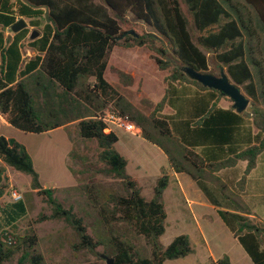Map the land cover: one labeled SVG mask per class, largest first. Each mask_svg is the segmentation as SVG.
<instances>
[{
  "label": "trees",
  "instance_id": "1",
  "mask_svg": "<svg viewBox=\"0 0 264 264\" xmlns=\"http://www.w3.org/2000/svg\"><path fill=\"white\" fill-rule=\"evenodd\" d=\"M128 14L154 32L134 31L137 37L128 35L122 40L131 30ZM43 15L46 23L41 35L30 40V29L41 26ZM255 17L264 26V0H0V118L33 134L77 122L79 137L97 143L99 161L123 180L126 191L100 204V223L109 227L125 223L151 246V257L140 258L130 243L109 229V257L114 264H164L186 257L192 249L186 235L175 237L165 248L159 244L167 218L160 199L169 179L162 173L152 200L140 195L137 184L125 173L126 159L115 149L116 134L105 133V125L98 119L112 102L134 122L141 138L161 150L170 169L189 176L218 208L222 222L251 262L264 264V230L250 221L226 184L212 174L238 160L247 162L244 175L254 169L264 149V110L255 109L248 123L245 111L237 114L232 107H217L215 102L222 96L191 80L183 70L205 72L206 54L213 55L251 105L260 102L264 107V58ZM20 18L28 20L29 28L6 35ZM156 41L167 44L181 65L169 76L165 97L156 108L166 105L173 113L160 118L135 110L105 79L107 58L114 47H142ZM24 43L35 53L31 58L23 56ZM157 51L166 55L162 47ZM155 62L164 66L162 60ZM251 68L258 76V88ZM0 162L30 176V189L46 199L50 218L64 220L75 230L79 237L75 249L93 251L100 245L86 234L82 221L54 198L53 189L41 187L22 144L0 136ZM4 173L0 164V201L6 190ZM26 214L22 197L16 202H0V264L17 253H21L18 264H43L35 250L38 239L33 230L24 237L16 233L17 223ZM216 264L232 263L224 256Z\"/></svg>",
  "mask_w": 264,
  "mask_h": 264
},
{
  "label": "rangeland",
  "instance_id": "2",
  "mask_svg": "<svg viewBox=\"0 0 264 264\" xmlns=\"http://www.w3.org/2000/svg\"><path fill=\"white\" fill-rule=\"evenodd\" d=\"M126 18L131 30L144 34L154 32L143 22L136 21L131 14ZM23 20L29 28L28 20ZM40 21L41 26L38 29H30V32L35 31L41 35L46 17L43 15ZM7 34L12 33L7 31ZM127 36L124 35L122 40ZM160 47L166 50L165 56L158 53L157 49ZM26 49L24 43V55ZM206 56L208 68L205 73L219 76L221 70L225 72V68L217 63L213 55ZM155 59L162 60L164 66L157 65ZM180 66L168 45L163 42L156 41L154 45L147 44L142 47L120 45L114 47L108 55L105 79L135 110L146 117L160 118L168 113V108L164 105L161 109H156L157 105L165 97L169 76ZM254 75L258 80L256 71ZM111 107L117 109L113 102L105 109ZM76 124L77 122H74L50 132L33 134L1 122L0 133L1 136L14 139L26 148L41 187L53 189L54 198L65 210H70L82 221L86 234L94 242H100V245L93 251L75 249L74 246L79 242L75 230L64 220L50 218L52 212L46 199L30 189V176L6 166V190L0 202H12L10 192L15 190L27 203V214L17 223L16 233L24 237L30 235L33 230L38 239L35 250L43 257V264H106L102 256L111 259L109 229L130 243L138 257L150 258L151 246L148 241L136 235L127 224L114 223L109 227L100 223L98 207L113 195H125V185L107 165L99 161L97 143L79 137ZM115 133L119 137L115 149L127 161L125 173L137 184L140 195L146 201L153 199V189L162 173L168 176V186L160 199L167 218L165 233L159 238V244L165 248L175 237L188 235L192 253L164 264H216L214 261L217 260H202L208 250L211 256L218 260L228 255L232 264H247L235 252L232 236L219 217L215 216L220 225L214 221L215 217H211L212 221L208 222L209 226L205 229L206 245H203L201 240V220L200 226L194 225L193 222L181 221L175 207L177 204L183 207L185 205L176 182L170 177L171 169L166 157L158 148L141 138L140 130L137 135L121 131ZM20 255L21 253H17L4 264H18Z\"/></svg>",
  "mask_w": 264,
  "mask_h": 264
},
{
  "label": "crops",
  "instance_id": "3",
  "mask_svg": "<svg viewBox=\"0 0 264 264\" xmlns=\"http://www.w3.org/2000/svg\"><path fill=\"white\" fill-rule=\"evenodd\" d=\"M254 25L261 35V53L264 58V26L262 25L261 21L257 17L254 18ZM6 35L8 34L6 33ZM25 52L26 54L25 55L23 54V56L26 58H31L32 56L35 55V53L29 50L28 48L25 50ZM26 55H29V56H26ZM251 72L253 75L254 84L258 88L259 81L255 79V75H254L255 70L251 68ZM248 100H249V104L245 110V115L247 117L248 123H250L254 110L255 109L264 110V107L261 105L260 102L255 103L254 106H252L251 100L250 99ZM228 103L229 102H227V100L222 97L218 98L215 102L216 106L222 109L231 108L232 105H229ZM166 107L168 108V113H166L165 115L172 114L173 110L169 108L168 106ZM1 122H5V121H3L0 118V123ZM251 134L252 135L255 134V131L253 129H252ZM0 136H1V133H0ZM116 136L119 140V137L117 134ZM230 158H232V156ZM0 164L4 167L5 169L4 175L5 177H7L6 166L2 164L1 162ZM246 165H247L246 161L238 160L235 163H232L231 165H229L228 167L221 169L212 174L218 177L224 184H226V186L229 189V192L235 197L236 200H238V202H240V204L249 213L247 217L250 219V221L254 225L264 230V149L257 156L254 169H252L248 174L244 175ZM170 177L173 178L174 181L176 182L180 190L181 198L183 199L184 205H185L183 207L181 204H177V206L175 207V210L178 213V216L180 217L181 221L185 223L193 222L194 225L196 226L197 225L200 226V220H201V240H202L203 245H206L205 244V229L206 227L209 226V223L212 221L211 217L212 218H214L215 216L219 217L217 213L218 208L212 206L209 203L205 195L197 188L196 184L186 174H183V173L175 174L171 170ZM207 184L211 185V183L208 181H207ZM219 219L221 220L220 217ZM178 221L179 220H176V222ZM214 221L220 225V222H218L217 218ZM223 225L225 226L224 223ZM230 234L232 236V240L234 241V250L237 253V255L242 260H244L247 264H250V263L253 264L251 260L249 259L248 255L245 253V251L242 249V247L238 243L237 239L233 236L231 232ZM261 238L264 244V234L261 235ZM226 256L229 258V260H231L230 256L228 255ZM206 259L218 260L217 258H213L211 256V253L209 252V250L205 253V255L202 258V260H206Z\"/></svg>",
  "mask_w": 264,
  "mask_h": 264
},
{
  "label": "water",
  "instance_id": "4",
  "mask_svg": "<svg viewBox=\"0 0 264 264\" xmlns=\"http://www.w3.org/2000/svg\"><path fill=\"white\" fill-rule=\"evenodd\" d=\"M27 28V24L20 18L11 26L10 31L16 34ZM124 35L137 37L134 31L129 30ZM39 37V33L32 31L29 39L34 40ZM185 74L191 79L199 83L202 87L218 92L222 97L228 98L232 102V108L237 114L244 112L249 104L248 98L241 92V89L235 85L229 76L221 70L219 76H215L202 71H196L191 68H183ZM106 260V264H114L113 260L102 256Z\"/></svg>",
  "mask_w": 264,
  "mask_h": 264
},
{
  "label": "built area",
  "instance_id": "5",
  "mask_svg": "<svg viewBox=\"0 0 264 264\" xmlns=\"http://www.w3.org/2000/svg\"><path fill=\"white\" fill-rule=\"evenodd\" d=\"M98 119L105 125V130L107 133L116 131H122L129 133L131 135L139 134V129L135 126L127 116L119 113L115 108H107L102 114L99 115ZM11 199L13 202L21 200V195L15 190L10 192Z\"/></svg>",
  "mask_w": 264,
  "mask_h": 264
}]
</instances>
